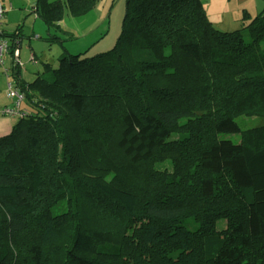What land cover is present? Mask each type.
Wrapping results in <instances>:
<instances>
[{
  "label": "trees",
  "instance_id": "16d2710c",
  "mask_svg": "<svg viewBox=\"0 0 264 264\" xmlns=\"http://www.w3.org/2000/svg\"><path fill=\"white\" fill-rule=\"evenodd\" d=\"M95 2L34 11L59 28ZM240 21L126 0L111 49L32 81L9 65L26 114L0 137V264H264V124L237 121L264 119V6Z\"/></svg>",
  "mask_w": 264,
  "mask_h": 264
},
{
  "label": "rangeland",
  "instance_id": "374dc122",
  "mask_svg": "<svg viewBox=\"0 0 264 264\" xmlns=\"http://www.w3.org/2000/svg\"><path fill=\"white\" fill-rule=\"evenodd\" d=\"M0 1L8 7L4 18V29L8 35L21 30L19 49L23 63L22 73H25L29 81L44 68L45 63H49L53 68L58 67L64 53L80 54L84 57L111 49L122 33L126 12V0H96L93 7L82 15L74 16L65 9L59 28H49L34 11L37 0ZM202 2L208 17L217 28L223 30L241 28L243 23L239 18L243 16L245 8L255 14L264 6V0H202ZM33 53H36V58H32ZM6 60L9 62L8 58ZM6 60L5 63L8 64ZM8 79L14 78L0 73V96L3 103L12 104L6 90ZM237 121L242 128L264 124V119L258 116H241ZM225 137L240 139L239 134H228ZM223 224L224 220H220L218 226L221 227Z\"/></svg>",
  "mask_w": 264,
  "mask_h": 264
},
{
  "label": "built area",
  "instance_id": "2783aa9c",
  "mask_svg": "<svg viewBox=\"0 0 264 264\" xmlns=\"http://www.w3.org/2000/svg\"><path fill=\"white\" fill-rule=\"evenodd\" d=\"M5 7L0 1V73H4L7 77L11 73V66L6 65L5 56L10 53L12 57V64H16L15 67L23 68V63L20 58L19 44L20 39H15L14 42L4 36L3 19H4ZM14 43V48H11V44ZM32 58L34 54H32ZM22 77V74L20 75ZM7 96L12 100V104L6 103L0 105V115L8 116L11 118L22 117L26 114V110L23 108V102L25 99L24 90L18 86L15 79L7 80Z\"/></svg>",
  "mask_w": 264,
  "mask_h": 264
},
{
  "label": "crops",
  "instance_id": "0c3cea01",
  "mask_svg": "<svg viewBox=\"0 0 264 264\" xmlns=\"http://www.w3.org/2000/svg\"><path fill=\"white\" fill-rule=\"evenodd\" d=\"M12 5V4H11ZM5 7H7L6 5H4ZM244 10H248V11H250L249 9H247V8H245ZM251 12V11H250ZM251 13H253V12H251ZM241 18V17H240ZM239 18V19H240ZM6 30V29H5ZM21 40V39H20ZM21 42V41H20ZM19 51H20V56H21V50L19 49ZM34 54V53H33ZM35 55V58H36V53L34 54ZM6 58H8L9 59V62H8V60H6ZM5 60L7 61V63L8 64H6V65H11L12 64V61H11V55H10V53L8 54V55H6L5 56ZM10 63V64H9ZM22 76H23V78L26 80V76H25V73L23 74L22 73ZM29 81V80H28ZM1 89V88H0ZM5 96V95H4ZM1 96H0V105H2V104H6V103H3L2 101H1ZM15 118H11V117H8V116H3V115H0V137L1 136H4V135H7V134H9L10 132H11V130H12V127H13V124H14V122H15Z\"/></svg>",
  "mask_w": 264,
  "mask_h": 264
},
{
  "label": "clouds",
  "instance_id": "9594fccd",
  "mask_svg": "<svg viewBox=\"0 0 264 264\" xmlns=\"http://www.w3.org/2000/svg\"><path fill=\"white\" fill-rule=\"evenodd\" d=\"M21 41V40H20Z\"/></svg>",
  "mask_w": 264,
  "mask_h": 264
}]
</instances>
